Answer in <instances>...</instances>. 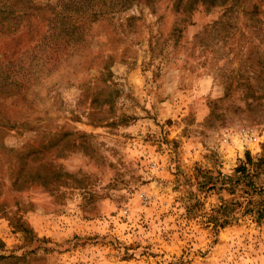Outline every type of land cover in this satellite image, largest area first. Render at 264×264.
Segmentation results:
<instances>
[{"label":"rangeland","instance_id":"rangeland-1","mask_svg":"<svg viewBox=\"0 0 264 264\" xmlns=\"http://www.w3.org/2000/svg\"><path fill=\"white\" fill-rule=\"evenodd\" d=\"M0 264H264V0H0Z\"/></svg>","mask_w":264,"mask_h":264},{"label":"trees","instance_id":"trees-1","mask_svg":"<svg viewBox=\"0 0 264 264\" xmlns=\"http://www.w3.org/2000/svg\"><path fill=\"white\" fill-rule=\"evenodd\" d=\"M74 8V7H73ZM260 10V7L258 8ZM257 12V16H259L261 14L260 11L256 10ZM80 16V15H78ZM56 17L63 19V17H65L62 13H56ZM80 18V17H79ZM76 26V25H75ZM79 27L76 26V28H73L72 30H70L69 28L64 27H60V28H54L51 30V32L49 33L48 36V41L51 42V44L48 46L50 49L47 51V54L49 57L55 56L57 55V53L61 52L63 48H67V47H71L74 43H72V38L73 35L79 31L78 30ZM68 31H72L74 34L69 37V40H65V44L67 47L62 45V41L66 38V32ZM71 38V39H70ZM43 42L46 43V38H43ZM40 43V42H38ZM248 161L251 162V158H248ZM243 168L238 169L237 173L241 174L242 176H247V172L248 170H246V165L242 166ZM247 184H249L251 186V188H254V181L250 180Z\"/></svg>","mask_w":264,"mask_h":264},{"label":"built area","instance_id":"built-area-1","mask_svg":"<svg viewBox=\"0 0 264 264\" xmlns=\"http://www.w3.org/2000/svg\"><path fill=\"white\" fill-rule=\"evenodd\" d=\"M243 136H244L245 138H247V139H250V140H253V139H254L255 141L257 140L256 137L254 138L253 136L250 135L249 132H246V131L243 132Z\"/></svg>","mask_w":264,"mask_h":264}]
</instances>
